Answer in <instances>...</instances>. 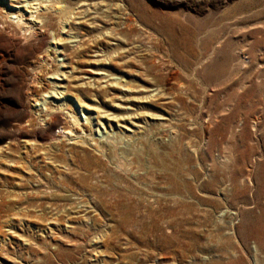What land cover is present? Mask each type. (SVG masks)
I'll return each mask as SVG.
<instances>
[{
  "label": "rangeland",
  "instance_id": "obj_1",
  "mask_svg": "<svg viewBox=\"0 0 264 264\" xmlns=\"http://www.w3.org/2000/svg\"><path fill=\"white\" fill-rule=\"evenodd\" d=\"M0 264H264V0H0Z\"/></svg>",
  "mask_w": 264,
  "mask_h": 264
},
{
  "label": "bare ground",
  "instance_id": "obj_2",
  "mask_svg": "<svg viewBox=\"0 0 264 264\" xmlns=\"http://www.w3.org/2000/svg\"><path fill=\"white\" fill-rule=\"evenodd\" d=\"M38 1V0H37ZM35 3V2H34ZM30 5H31V3H30ZM34 6L36 5H38V4H33ZM30 7H32V5L30 6ZM32 10L33 9H35V11L33 12H30V14H31V19L30 20H27L26 19V21L27 22H25V21H23V17H21L20 15H18V16H16L15 14H13L12 15V17H15L14 19H18L17 20V22H16V24H17V26H18V28L21 30L20 32H21V37H24L25 39H27V38H32V37H38L39 35H41V32H40V30H41V28L42 27H44L45 26V21H46V17H44V16H42L41 14H37V13H39V12H36L37 11V9H38V11H39V9L40 8H38V6H37V8H31ZM59 9V8H58ZM60 10V9H59ZM55 11H57L56 9H55ZM60 12V11H59ZM65 21V20H64ZM63 21V22H64ZM68 21H69V19H68ZM66 23V22H65ZM70 23V22H69ZM33 24V25H32ZM61 24V23H60ZM62 25V24H61ZM8 26L9 25H6L5 27L6 28H8ZM64 30V29H63ZM63 30H59V34L58 33H56V32H54V33H52V35L53 36H55L54 38H53V41H55V43L53 42V44L55 45L54 47H55V49H56V53L58 52V46H64L66 43H69V41L67 42H64L65 40L63 39V37H61V36H59L60 35V33H62V34H64V33H68V32H64ZM6 32V31H5ZM69 37H70V35H68ZM20 37V36H19ZM53 52V51H52ZM50 65V64H49ZM52 65V64H51ZM55 67V69H54V71H53V69H52V71L53 72H55L54 74H53V76L55 77V75L56 76H60L61 74H60V71L57 69L58 67L57 66H54ZM57 67V68H56ZM62 72V71H61ZM33 73V72H32ZM95 75H97V76H101L102 78H106V77H111V76H108V75H106V74H104V73H96ZM51 78V77H50ZM54 79H56V80H59L58 78H54ZM111 80H115L114 78H109V80H108V82L109 81H111ZM56 87H59L58 85H56ZM57 89V88H56ZM53 90L55 91V89L53 88ZM127 91H129L130 92V89H128ZM52 92V91H51ZM56 92V91H55ZM50 93V92H49ZM54 93V92H53ZM45 94H46V92H45ZM47 95V94H46ZM46 95H44V94H41V96L42 97H44L43 98V101L45 102V103H43V105H47L46 104V98H47V96ZM51 96H52V94H51ZM54 97V96H53ZM48 99V98H47ZM129 101V100H128ZM49 103V102H48ZM37 105H39V104H37ZM42 105V104H41ZM45 107V106H44ZM40 108V107H39ZM57 109H59V108H57ZM56 108H54V107H46L45 108V110L44 109H41V112H42V114H44L45 116H58L57 114H59L60 112L57 110ZM59 117V116H58ZM62 117V116H61ZM54 118V117H53ZM62 119H63V117H62ZM78 123V122H77ZM79 124V123H78ZM86 125H92V123L91 124H89V123H87ZM84 130V129H83ZM69 131H71V130H69ZM67 134H70V132H67ZM72 134H73V132H72ZM86 137V136H85ZM75 140H77V141H75V144L77 143H83L84 142V137H82V135L81 136H77L76 138H75Z\"/></svg>",
  "mask_w": 264,
  "mask_h": 264
}]
</instances>
